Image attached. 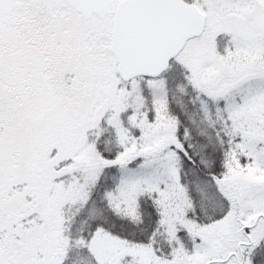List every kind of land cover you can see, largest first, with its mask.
<instances>
[{"label": "snow or ice", "instance_id": "6c2138e0", "mask_svg": "<svg viewBox=\"0 0 264 264\" xmlns=\"http://www.w3.org/2000/svg\"><path fill=\"white\" fill-rule=\"evenodd\" d=\"M0 264H264V0H0Z\"/></svg>", "mask_w": 264, "mask_h": 264}]
</instances>
